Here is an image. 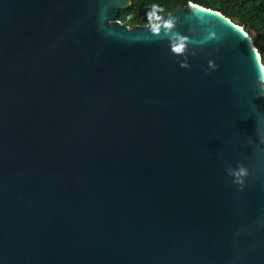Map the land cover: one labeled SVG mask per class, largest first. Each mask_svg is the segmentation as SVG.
<instances>
[{
    "label": "water",
    "instance_id": "water-1",
    "mask_svg": "<svg viewBox=\"0 0 264 264\" xmlns=\"http://www.w3.org/2000/svg\"><path fill=\"white\" fill-rule=\"evenodd\" d=\"M128 4L0 0V264H264L257 50L216 10L153 33Z\"/></svg>",
    "mask_w": 264,
    "mask_h": 264
},
{
    "label": "trees",
    "instance_id": "trees-1",
    "mask_svg": "<svg viewBox=\"0 0 264 264\" xmlns=\"http://www.w3.org/2000/svg\"><path fill=\"white\" fill-rule=\"evenodd\" d=\"M188 1L216 10L241 26L253 38L264 70V0H129L126 8L116 10L114 19L128 27L145 25L149 23L146 13L152 11L154 5L157 15L162 17Z\"/></svg>",
    "mask_w": 264,
    "mask_h": 264
},
{
    "label": "clouds",
    "instance_id": "clouds-1",
    "mask_svg": "<svg viewBox=\"0 0 264 264\" xmlns=\"http://www.w3.org/2000/svg\"><path fill=\"white\" fill-rule=\"evenodd\" d=\"M146 17H147V20L149 22V25H150V30L153 32V33H160L161 31V24L159 23L161 21V16L160 15H157L156 13V6L154 5L153 6V10L152 11H149L148 13H146ZM163 28L165 30L167 29H171L173 27V24L171 22V20H164L163 21ZM184 44L182 42H177V43H173L171 45V50L176 53V54H180L183 52L184 50ZM182 66H187V65H182ZM230 172V174H232L233 176L237 177V182H240L239 181V176L240 175H243L244 174V169L241 168L239 169V171H234L232 169H229L228 170Z\"/></svg>",
    "mask_w": 264,
    "mask_h": 264
},
{
    "label": "rangeland",
    "instance_id": "rangeland-1",
    "mask_svg": "<svg viewBox=\"0 0 264 264\" xmlns=\"http://www.w3.org/2000/svg\"><path fill=\"white\" fill-rule=\"evenodd\" d=\"M247 35L249 36L250 40H251V41H252V43H253V40H252L253 38H251V36H250L249 34H247Z\"/></svg>",
    "mask_w": 264,
    "mask_h": 264
}]
</instances>
